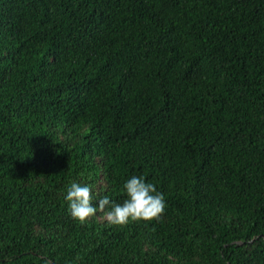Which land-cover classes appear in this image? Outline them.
I'll return each instance as SVG.
<instances>
[{
	"label": "trees",
	"instance_id": "obj_1",
	"mask_svg": "<svg viewBox=\"0 0 264 264\" xmlns=\"http://www.w3.org/2000/svg\"><path fill=\"white\" fill-rule=\"evenodd\" d=\"M0 264H264V0H0Z\"/></svg>",
	"mask_w": 264,
	"mask_h": 264
},
{
	"label": "clouds",
	"instance_id": "obj_2",
	"mask_svg": "<svg viewBox=\"0 0 264 264\" xmlns=\"http://www.w3.org/2000/svg\"><path fill=\"white\" fill-rule=\"evenodd\" d=\"M123 190L127 198L122 203L112 202L104 196L94 206L91 187L72 182L65 196L69 215L84 224L99 211L108 224L125 226L130 222H150L164 213V194L144 177L132 176L123 184Z\"/></svg>",
	"mask_w": 264,
	"mask_h": 264
}]
</instances>
